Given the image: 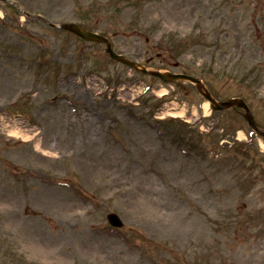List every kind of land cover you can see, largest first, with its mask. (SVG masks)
Masks as SVG:
<instances>
[{"label":"rangeland","instance_id":"374dc122","mask_svg":"<svg viewBox=\"0 0 264 264\" xmlns=\"http://www.w3.org/2000/svg\"><path fill=\"white\" fill-rule=\"evenodd\" d=\"M14 1L243 98L264 129V0ZM105 49L0 0V264H264V139L244 111L206 112L196 85Z\"/></svg>","mask_w":264,"mask_h":264},{"label":"water","instance_id":"95a60500","mask_svg":"<svg viewBox=\"0 0 264 264\" xmlns=\"http://www.w3.org/2000/svg\"><path fill=\"white\" fill-rule=\"evenodd\" d=\"M13 3L15 4V6L20 8L17 3H15V2H13ZM34 17H37L38 19L43 20L44 22L48 23L51 26L61 27L65 30L73 32L76 35H78V36H80V37H82L88 41L106 44V46H107L106 51L111 56L112 59L119 61V62H122L131 68H134L136 70L141 71L144 74L156 76L166 83H176L179 81H183V82H191L193 84H196L200 93L211 103V108L213 110L221 111V110H225V109H229V108H233V107H240V108L244 109L246 112L245 118L248 121L249 125L255 131H257L258 134H260L262 137H264V131L259 129L256 126L255 118L252 115L250 108L248 107L246 102L243 101L242 99H232V100H228V101H224V102H218L212 96L211 92L208 90V88L203 84L202 80H200V79L194 78V77L186 75V74H177V73H172V72H161L158 70H149L147 67L140 65L136 62H133L132 60L115 53V51L113 50L111 42L109 41L108 38H106L104 36H101V35L94 33V32H90V31L84 29L83 27H81L77 24H63L60 26H56L55 24H52L50 21H48L47 19H45L43 17H40V16H34ZM108 220L115 227H122L123 226L122 221L120 220V218L116 214H110L108 216Z\"/></svg>","mask_w":264,"mask_h":264},{"label":"bare ground","instance_id":"6f19581e","mask_svg":"<svg viewBox=\"0 0 264 264\" xmlns=\"http://www.w3.org/2000/svg\"><path fill=\"white\" fill-rule=\"evenodd\" d=\"M204 109H205L206 112L209 111V109H210V104H209L208 102L205 103V105H204ZM173 115L176 116V114H174V113H173Z\"/></svg>","mask_w":264,"mask_h":264}]
</instances>
